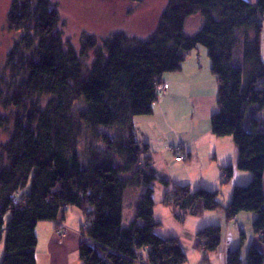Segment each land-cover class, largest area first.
I'll return each mask as SVG.
<instances>
[{
  "label": "trees",
  "instance_id": "trees-1",
  "mask_svg": "<svg viewBox=\"0 0 264 264\" xmlns=\"http://www.w3.org/2000/svg\"><path fill=\"white\" fill-rule=\"evenodd\" d=\"M196 13L203 26L190 36L187 24ZM7 27L20 37L0 82V132H10L0 144L1 264H37L38 224L53 222L58 230L73 207L88 223L81 229V264H186L179 239L155 232L161 225L154 218L157 184L167 189L163 205L176 219L222 210L233 221L251 213L264 243V0H168L148 40L117 33L99 43L84 35L80 51L64 39L54 0H12ZM199 47L207 50L218 83L211 131L233 139L237 169L253 175L248 185L235 187L228 206L221 190L170 188L134 125L135 118L153 113L163 94L156 86L181 72ZM234 175L233 166L224 168L222 185ZM129 189L144 193L125 227ZM197 239L203 264H209L222 229L206 227ZM227 264H243L240 248ZM246 264H264L262 252L251 247Z\"/></svg>",
  "mask_w": 264,
  "mask_h": 264
},
{
  "label": "rangeland",
  "instance_id": "rangeland-1",
  "mask_svg": "<svg viewBox=\"0 0 264 264\" xmlns=\"http://www.w3.org/2000/svg\"><path fill=\"white\" fill-rule=\"evenodd\" d=\"M250 1L256 2L257 0ZM11 3L12 0H0V82L4 77L7 56L13 48L15 42L20 37L19 34L10 32L7 27V16ZM54 3L58 6L59 16L62 24L64 25V39L69 41L77 51H80L84 35L95 38V40L99 43H102L111 35L117 33H125L130 37L144 41L148 40L156 29L159 17L166 8L168 0H54ZM202 26L203 18L200 13H196L188 21L186 32L190 36L195 35L202 28ZM262 37L264 39V32ZM263 45L264 42L262 43V54L264 55ZM4 84L2 88L5 87ZM159 100L155 103L156 107L153 109H157L159 107V105H157L160 104ZM80 108L81 107L79 105H76L75 110H79ZM0 115H5L2 108H0ZM200 117L201 115L199 113H195L190 110L188 118L183 121L181 120L180 124L176 125V130H189L191 133L196 131L198 127L200 129L202 126V124H198ZM134 125L136 127V134L139 140L143 139L142 137L145 139L148 138L155 140L156 144L155 146H152V150L154 153H158V160L162 159L163 161L161 163L163 176L160 177L170 182V188H173L174 185H180L189 186L192 191H196L201 188L213 192L221 190V202L224 203L227 200L226 194L223 193V190L227 187V185L223 186L222 181L219 182V188L216 190L204 187L210 185V176L212 173L207 156L200 158L201 161L199 162V166L196 167L195 165L193 169H190V166L187 167L185 162L180 161L169 149L170 146L178 147L179 144L174 143V136L171 135L169 131L162 130V133L159 130L158 132L155 131L157 130L156 128L161 126V120L158 115L154 116V110L151 115L135 118ZM171 125H173V123ZM172 127V129H174V126ZM162 134H167L168 139L165 140ZM9 137V131H1L0 144L6 142ZM184 137L189 139L188 134ZM95 146L101 147V145H98L96 142ZM198 173H202L204 175L203 181L200 179ZM154 190L155 193L153 198L156 202L154 218L157 223L161 224L155 232L161 238L179 239L187 257L186 264H203L202 250L196 246L198 240L197 234L200 231L198 229H202L199 228L201 224L199 217L187 216L185 221L176 219L173 210L170 207L163 205V199L167 189L157 184L154 187ZM143 193V189H129L126 192L125 198L130 200L133 199V203L135 204L136 199L138 202ZM128 199L127 203H129ZM127 203L125 202V205ZM9 216L10 215L6 216V222L9 219ZM134 218L135 216L131 217V214H128L125 211L123 216V225L128 227ZM85 223L86 219L81 210L73 207L68 211L67 224L74 225L75 229H78L80 234L82 229L81 225H84ZM38 237L40 239L44 238L41 227L38 230ZM222 241V247L220 246L222 249L217 250L215 253L208 254L209 261L211 258H219L218 261L216 262L215 260L213 264H223L222 257H218L216 255L222 254L223 252H218H220V250L227 249L228 247L226 238L223 237ZM42 252L44 251H41V245H39L37 255L41 264L43 261ZM69 255L71 256L70 259H76L79 257L78 251H75L73 255L72 252H70ZM3 257L4 239L0 243V264Z\"/></svg>",
  "mask_w": 264,
  "mask_h": 264
},
{
  "label": "crops",
  "instance_id": "crops-1",
  "mask_svg": "<svg viewBox=\"0 0 264 264\" xmlns=\"http://www.w3.org/2000/svg\"><path fill=\"white\" fill-rule=\"evenodd\" d=\"M163 82L169 85V89L160 95V104H157L159 107L153 109L154 116L158 115L161 120V126L159 125L160 127L156 128L157 130L155 131L158 132L159 130L161 133L163 132L162 130L169 131L174 136V143L179 144L178 146H183V153L188 159L185 164L187 167L190 166V169H193L195 165L196 167L199 166L200 158L207 156L212 173L210 176V185L204 186L205 188L211 190L219 188L223 169L228 166L234 167L235 175L223 190V193L227 196V200L224 203L221 202L224 206H228L235 187L248 185L252 181L253 175L250 172L237 169L238 149L233 139L231 137L218 138L211 131L210 120L212 115L217 111L218 83L211 72V61L207 50L202 47L194 50L185 60L182 71L166 75ZM190 110L201 115L198 121V124H202L201 128L199 129L198 127L196 131L191 133L189 130L177 131L176 125L180 124L181 120L183 121L188 118ZM259 116L264 117V110ZM172 123L173 125H171ZM172 126H174V129H172ZM187 134L189 135V139L184 137ZM159 136L161 137L160 134ZM162 136L165 140L168 139L167 134H162ZM142 138L140 140L150 144L151 148L155 146V140ZM162 162V159L158 160V153H155L154 164L159 176H163V171H161ZM198 175L203 181L204 175L202 173H198ZM127 199L124 198V213L126 211L128 214H131V217L135 216L138 203L137 199L135 204L133 203V199H128L129 203H127ZM125 202L127 203L126 205ZM67 213L65 219L62 221L63 225L69 229L65 237L59 235V229L57 230L56 224L53 222H42L38 224L37 235L41 227L44 238L40 239L38 237V245L36 248L37 264H41L37 255L39 245H41V251H44L42 252V264H81L79 257L70 259V252H72V255L75 251L79 253L82 238L74 225L67 224ZM197 217L201 221L199 228L204 229L215 225L221 227L222 239L223 237L226 238L228 247L218 252H223L222 254L216 255L222 257L223 264H227L230 253L238 248L241 249L243 264H246L247 255L251 247L258 248L264 256V243L254 233L253 229V222L256 219L254 214L243 213L233 221H228L222 210L214 212L203 211ZM238 225L241 226V231L237 230ZM81 227H83V224ZM222 239L221 247L223 243ZM198 245L199 242L197 240L196 246ZM221 247L219 249H222ZM218 259L211 258L209 264H213L215 260L217 262Z\"/></svg>",
  "mask_w": 264,
  "mask_h": 264
},
{
  "label": "built area",
  "instance_id": "built-area-1",
  "mask_svg": "<svg viewBox=\"0 0 264 264\" xmlns=\"http://www.w3.org/2000/svg\"><path fill=\"white\" fill-rule=\"evenodd\" d=\"M156 90H157V93H165L168 89H169V85L166 84V83H162V84H158L156 86ZM169 149L172 151V152H175L177 154V158L182 161V162H186L187 159H186V155L183 153L182 149H183V146L180 145L178 147H172L170 146ZM84 229H87L88 228V223H85V226L83 227ZM241 226H237V230L238 231H241ZM69 229L63 225V224H60L59 225V235L61 237H65L68 233ZM88 240V238L86 239Z\"/></svg>",
  "mask_w": 264,
  "mask_h": 264
},
{
  "label": "bare ground",
  "instance_id": "bare-ground-1",
  "mask_svg": "<svg viewBox=\"0 0 264 264\" xmlns=\"http://www.w3.org/2000/svg\"><path fill=\"white\" fill-rule=\"evenodd\" d=\"M242 230V229H241Z\"/></svg>",
  "mask_w": 264,
  "mask_h": 264
}]
</instances>
